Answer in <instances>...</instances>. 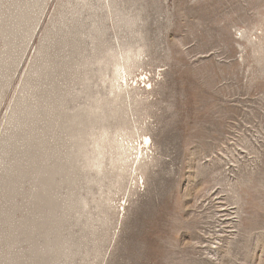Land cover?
I'll list each match as a JSON object with an SVG mask.
<instances>
[{
    "label": "rangeland",
    "instance_id": "1",
    "mask_svg": "<svg viewBox=\"0 0 264 264\" xmlns=\"http://www.w3.org/2000/svg\"><path fill=\"white\" fill-rule=\"evenodd\" d=\"M0 264H264V0H0Z\"/></svg>",
    "mask_w": 264,
    "mask_h": 264
},
{
    "label": "bare ground",
    "instance_id": "2",
    "mask_svg": "<svg viewBox=\"0 0 264 264\" xmlns=\"http://www.w3.org/2000/svg\"><path fill=\"white\" fill-rule=\"evenodd\" d=\"M148 138H146V140H147ZM145 142V141H144Z\"/></svg>",
    "mask_w": 264,
    "mask_h": 264
}]
</instances>
